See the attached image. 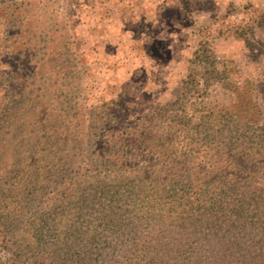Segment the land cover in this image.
Returning a JSON list of instances; mask_svg holds the SVG:
<instances>
[{
    "label": "trees",
    "instance_id": "trees-1",
    "mask_svg": "<svg viewBox=\"0 0 264 264\" xmlns=\"http://www.w3.org/2000/svg\"><path fill=\"white\" fill-rule=\"evenodd\" d=\"M16 109L0 98V240L3 249L13 246L7 264H264V129L229 123L241 122L232 105L188 131L195 157L177 156L185 133L157 124V112L126 129L104 118L89 133L83 112L48 113L51 124L40 126L54 145L46 175H32V162L11 147L19 141L24 150L23 130L19 139L13 131ZM211 150L209 166L197 170L204 160L197 155ZM47 185L48 205L33 209Z\"/></svg>",
    "mask_w": 264,
    "mask_h": 264
},
{
    "label": "rangeland",
    "instance_id": "rangeland-1",
    "mask_svg": "<svg viewBox=\"0 0 264 264\" xmlns=\"http://www.w3.org/2000/svg\"><path fill=\"white\" fill-rule=\"evenodd\" d=\"M0 98L17 108L13 131L19 139L23 130L24 150L19 141L11 147L32 162V175L53 165L54 145L40 127L51 124L48 113L83 112L89 133L104 118L126 129L157 112V124L185 133L177 156L190 153L188 131L220 119L222 106L241 120L229 123L261 131L264 0H0ZM197 156L201 170L212 150ZM51 190L39 191L33 209L48 205ZM3 243L7 264L13 246Z\"/></svg>",
    "mask_w": 264,
    "mask_h": 264
}]
</instances>
